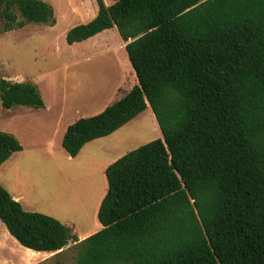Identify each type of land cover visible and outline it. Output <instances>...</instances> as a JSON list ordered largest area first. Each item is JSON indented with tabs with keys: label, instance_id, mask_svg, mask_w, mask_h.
Returning <instances> with one entry per match:
<instances>
[{
	"label": "trees",
	"instance_id": "trees-1",
	"mask_svg": "<svg viewBox=\"0 0 264 264\" xmlns=\"http://www.w3.org/2000/svg\"><path fill=\"white\" fill-rule=\"evenodd\" d=\"M73 44L112 27L135 84L68 125L75 157L151 107L161 137L105 169L102 228L79 240L53 216L27 211L0 183V221L37 252L75 244V264H264V0H96ZM0 33L55 25L44 0H0ZM3 108L45 106L32 82L0 78ZM22 150L0 131V166Z\"/></svg>",
	"mask_w": 264,
	"mask_h": 264
},
{
	"label": "rangeland",
	"instance_id": "rangeland-1",
	"mask_svg": "<svg viewBox=\"0 0 264 264\" xmlns=\"http://www.w3.org/2000/svg\"><path fill=\"white\" fill-rule=\"evenodd\" d=\"M44 1L54 9L55 25L28 23L0 33V78L34 83L45 103L5 109L0 102V131L22 146L0 166V183L22 198L25 210L53 216L80 237L96 230L95 208L108 186L105 168L162 135L148 106L110 135L86 143L77 156L68 155L62 146L68 125L103 111L137 77L116 27L67 44V31L96 15V0ZM76 243L61 253H30L0 221V264H75Z\"/></svg>",
	"mask_w": 264,
	"mask_h": 264
},
{
	"label": "crops",
	"instance_id": "crops-1",
	"mask_svg": "<svg viewBox=\"0 0 264 264\" xmlns=\"http://www.w3.org/2000/svg\"><path fill=\"white\" fill-rule=\"evenodd\" d=\"M108 30V29H107ZM125 44V43H124ZM67 129V128H66ZM66 131V130H65ZM65 133V132H64ZM93 141V140H92ZM89 143V142H88ZM15 153V152H14ZM13 153V154H14ZM12 154V155H13ZM11 155V156H12ZM10 156V157H11ZM106 169V168H105ZM105 194V193H104ZM104 196V195H103ZM15 200H18L19 202H22V198L21 197H17V196H12ZM103 198V197H102ZM102 198H101V200H102ZM101 200L97 203V205H96V208H95V214H96V217H95V222H96V230L93 232H89V233H87V234H85V235H83V236H80V237H78L79 238V240H82V239H84V238H86L87 236H89V235H91V234H93V233H95V232H97V231H99L101 228H102V225H101V223L99 222V220H98V217H97V212H98V209H99V205H100V203H101ZM67 226H69V225H67ZM71 227V226H70ZM72 229H73V227H72ZM73 232H74V230H73ZM31 250V249H30ZM34 250H32V251H29L30 253H34L33 252ZM36 253H39V252H37L36 251ZM51 253H54V252H47V254H51Z\"/></svg>",
	"mask_w": 264,
	"mask_h": 264
}]
</instances>
